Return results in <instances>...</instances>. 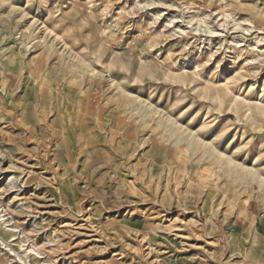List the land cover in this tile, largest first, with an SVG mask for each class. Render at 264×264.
<instances>
[{"label":"rangeland","instance_id":"374dc122","mask_svg":"<svg viewBox=\"0 0 264 264\" xmlns=\"http://www.w3.org/2000/svg\"><path fill=\"white\" fill-rule=\"evenodd\" d=\"M0 264H264V0H0Z\"/></svg>","mask_w":264,"mask_h":264},{"label":"bare ground","instance_id":"6f19581e","mask_svg":"<svg viewBox=\"0 0 264 264\" xmlns=\"http://www.w3.org/2000/svg\"><path fill=\"white\" fill-rule=\"evenodd\" d=\"M249 258V257H248Z\"/></svg>","mask_w":264,"mask_h":264}]
</instances>
